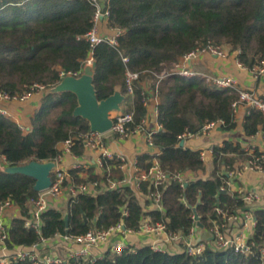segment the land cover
<instances>
[{
  "label": "trees",
  "instance_id": "obj_1",
  "mask_svg": "<svg viewBox=\"0 0 264 264\" xmlns=\"http://www.w3.org/2000/svg\"><path fill=\"white\" fill-rule=\"evenodd\" d=\"M103 5L110 11L109 26L122 33L117 45L103 41L91 48L83 37L94 26L96 7L91 0H0V92L22 96L36 83L50 89L61 80L62 71L81 75L86 60L92 56L97 64L94 84L100 100L113 94L117 87L126 92L127 69L139 72L132 98L134 129L148 113L144 105L146 89L141 82L150 81L149 89L155 90V73L170 68L194 49L209 43L227 45L231 52L238 51L237 59L249 69L264 60V0H105ZM124 57L129 61L125 62ZM157 98V121L161 128L152 137L160 153L139 155L137 165L143 169H149L155 159L172 177L202 169L201 151L181 146L180 136L186 131L200 133L213 122L222 121L224 130L237 126L233 106L237 91L208 84L201 75L170 74L162 79ZM77 105L74 93L47 90L28 131L0 112V156H5L12 167L55 162L61 155L59 143L68 139L74 141L72 150L82 154L81 136L91 129L88 120L74 116ZM243 126L247 136L255 135L260 126L264 128L263 113L251 106ZM213 154L214 165L208 179L189 180L184 186L172 179L159 188L163 209L149 212L154 222H165L169 231L186 236L195 225V215L205 229H210L214 221L222 224L226 216L246 205L243 196L227 186L226 170L232 169L239 158L248 160L251 156L239 143L228 140L216 146ZM102 162L103 174L97 175L91 169V181L109 184L124 176L123 161L118 156L103 157ZM78 170L71 173L76 176ZM35 183L32 176L0 170V202L11 198L23 214L11 223L9 247L33 245L41 237L50 238L58 233L107 229L121 220L127 229L138 230L148 214L145 208L149 200L143 203L129 185L104 188L95 195L70 197L64 210L49 207L38 233L25 226L24 218L26 202L39 194ZM140 187L145 194L156 189L149 181L142 182ZM254 215L256 224L251 239L255 246L248 255L215 248L208 240L200 255L155 251L143 245L128 248L122 254L109 251L93 264H263L258 250L264 246V208L254 209ZM80 263L73 259L62 264ZM9 264L32 262L20 260Z\"/></svg>",
  "mask_w": 264,
  "mask_h": 264
},
{
  "label": "built area",
  "instance_id": "obj_2",
  "mask_svg": "<svg viewBox=\"0 0 264 264\" xmlns=\"http://www.w3.org/2000/svg\"><path fill=\"white\" fill-rule=\"evenodd\" d=\"M91 1L96 7V12L94 15V26L91 28V30L84 34L83 37L89 41L91 48H94L95 45L103 41H108L111 44L117 45L118 36L122 33V30L117 29V34L115 36L107 37L102 35L99 32L98 25L103 19L108 20L110 11L108 9H104V5L101 0ZM207 53L221 57L227 56V52L224 50L223 46L214 45L212 43H209L204 47H198L194 49L190 53L186 54L182 58V60L180 59L178 62L172 63L170 68L164 67L160 72L155 73L158 78L156 89L150 90L145 88L146 90L144 105L148 108L153 97L158 100L157 92L162 79L168 77L172 73H177L185 77L201 75L205 82L208 84H214L220 88L235 89L238 93V99L233 103L235 112L241 104H248L259 109L264 115V98L257 96L255 93L249 90L239 89L237 86V81L233 77L203 74L192 70L191 68H188V61L198 57L201 54ZM124 61L128 62L129 59L127 57H124ZM92 62L93 57L90 56L86 60V64H92ZM253 71H255L256 74H262L264 76V60L255 65L253 67ZM65 75L80 76V74L77 72L62 71L61 77ZM139 78V72L131 69L126 70V92L124 93L126 99L122 104V110L115 112V114L113 115L114 123L110 132L116 134L118 138L124 139L133 132L145 130L147 131L149 145L154 146L152 135L161 128V125L159 123L156 128H149V116L146 115L142 119L139 126L134 129L131 128V124L135 119L132 98L134 96L135 85L137 81H139ZM48 89L49 86L43 83H36L32 86L30 91L26 92L22 96H11L10 94H7L5 92H0V112L3 115L9 117L8 110L5 107H2L4 103L11 101H25L32 98L35 94H44ZM146 93H149L148 97H146ZM156 114L158 115L157 107ZM217 123L222 124V121L207 124L200 133L207 135ZM21 128L24 131H28L30 129L25 126H21ZM197 134L186 131L180 136V139L181 141H185L187 138ZM81 137L83 139L84 148L97 150L100 152V156L97 161V164L100 168H103V157L112 158L114 156V154L111 153L107 147L104 134L91 131L90 133L83 134ZM64 144L65 151L70 152L72 150V146L74 145V141L72 139H68L64 141ZM247 151L251 154V158L247 160L244 166H242V169H258L264 173V165L262 164V162H264V152H256L254 148H248ZM205 156L206 152L201 151V157L203 161L205 159ZM118 157L123 161V168L126 163V157L122 155ZM8 167L10 166L6 160V157L0 156V170H6V168ZM76 167H81V165H77ZM53 173L54 175L52 177L51 186L43 191H39L38 196L30 198L26 202L27 215L24 216L25 226L34 229L38 233L41 232V228L43 225V214L51 206L50 198L56 199L63 194L66 174L62 170H53ZM227 173L229 179L233 180L237 175L241 174V170L236 168L228 170ZM172 179L179 181L182 186H184L188 181V179H186L185 177V172L172 177L160 168L158 161H155L149 169L138 170L135 182L138 187H140L141 183L145 181H149L154 185L156 189L150 194H147V199L150 200L152 205H154L157 209L162 210V195L159 188L161 186H166L167 184H169ZM130 183V178L123 176L122 178L112 180L109 184H107L106 188L118 189L126 185L130 186ZM99 185L100 184L97 181L83 182L79 185H73L69 187V191L71 193L70 197H76L79 194L84 193L95 195L98 193L97 190L99 189ZM254 199H258L257 194L251 193L247 196H244L245 204L246 202L253 201ZM15 207L19 206L11 198H7L0 202V264H9L20 260H29L30 262H32V264H62L69 263L73 259L81 262L80 264H93L97 259L104 257L94 254L93 250L98 245L111 241V239H113V237L116 235H122V238L110 242V251L114 254H122L124 250L130 248L124 238L127 236V234L136 231L150 233L155 238H157L156 241L152 242L149 245L155 251L169 252L160 244L161 240H159V238L162 235H164L167 240L183 244L181 252L178 253L185 252L189 255H200L205 251L207 246V241H197L194 237L195 230L200 227L198 226V222H200L199 217L195 215V225L191 232L186 236H184L181 232L169 231L165 222L147 221L145 220V218H143L138 230L127 229L124 225V222L121 220L117 224L112 225L107 229H89L82 234L58 233L50 238L41 237L40 240L33 245H18L15 247H9L7 244V240L10 237L9 230L13 220H10L8 222L7 218L9 211L14 209ZM217 210L220 213L222 212V210L219 208ZM213 223L215 225L210 228V233L213 237L212 245L215 248L225 250L233 249L235 252L245 255L251 254L253 252L255 242L251 239L252 237L247 236V230H249L250 228H255L256 224V218L254 215V210L252 208H249L247 205H245L244 207H239L233 214L225 217L224 223L219 224L216 221H214ZM236 229L240 230L235 232ZM54 237H60V240H62V242L71 245V248L69 249V256L67 258L64 259L57 255L47 254L41 250V245L43 243H47ZM258 251L264 264V246H261Z\"/></svg>",
  "mask_w": 264,
  "mask_h": 264
},
{
  "label": "crops",
  "instance_id": "obj_3",
  "mask_svg": "<svg viewBox=\"0 0 264 264\" xmlns=\"http://www.w3.org/2000/svg\"><path fill=\"white\" fill-rule=\"evenodd\" d=\"M101 1L102 3H105V0ZM98 27L99 32L104 36L111 37L117 34V29L110 27L108 20L106 19H103ZM236 52L237 51L231 52L229 49L226 57L208 53L201 54L188 61L187 66L188 68L203 74L231 76L237 81L239 89L249 90L257 96L264 98V76L262 74H256L253 69L245 67L237 59L236 55L238 53ZM141 84L144 88L149 89L150 81H144L141 82ZM42 97L43 94H35L32 98L25 101L6 102L2 107H5L8 110L11 119L21 126L30 128L31 118L39 108ZM157 103L158 100L153 97L148 106L147 115L149 116V128H156L158 126L156 114ZM250 107L251 105L241 104L237 109L235 112L237 122L236 128L232 130H224L222 124L217 123L207 135L199 133L185 140V147L206 152L204 168L185 172V177L188 181L200 178L208 179L210 177L214 165L213 148L216 146H222L226 140L239 143L248 156H251L247 151L248 148H254L256 152H264V128L262 126L259 127V131L255 135L247 136L245 134L243 123ZM105 142L111 153L116 156L122 155L126 157L125 166L122 168L123 174L130 178V187L137 193L141 201L143 203L146 202L147 194L143 193L140 189L141 187H138L135 182L138 170L143 169L137 165V158L139 155L145 153L157 155L160 153L159 148L155 145H149L147 131L145 130L133 132L124 139H120L113 132H110L105 134ZM58 147L61 150V155L57 161L54 162L53 170L64 171L66 179L63 194L56 199L50 198V207L64 210L71 196L69 187L79 185L83 182H91L90 170L93 169V173L101 175L103 174V168H100L97 164L100 156V152L97 150L84 148L82 154H76L73 150L70 152L65 151L64 142L59 143ZM155 161L157 160L155 159L154 162ZM246 162L247 160L240 158L235 162L232 169H240L241 174L237 175L233 180L229 179L227 186L232 192L240 194L243 198L251 193L257 194L258 199L246 202V205L253 210L256 208H264V173L258 169H242V166H244ZM77 165H81V167H76ZM75 169H79L76 176L71 173V170ZM226 172H228V170H226ZM106 186V183L101 182L97 192L103 190ZM148 202L149 203L145 208V211L148 214L145 215L144 218L147 221H153V217L149 212L156 210L157 208L152 205L150 200ZM17 217H22V212L19 207H15L9 211L7 218L8 222ZM238 230L240 229H236L235 232ZM254 231L255 228L247 230V236L252 237ZM122 237V235H116L111 241H115ZM194 237L197 241H212L213 239L210 229H205L204 227H198L194 232ZM60 239V237H54L47 243H43V246L41 245V250L47 254L57 255L64 259L67 258L69 256L71 245L62 242ZM124 239L127 241V244L131 249L143 245H150L157 240L152 234L143 231L129 233ZM159 240H161V246L167 249L170 253L181 252L183 248L182 243L167 240L164 235H162ZM111 241L98 245L93 250L94 254L97 256H105L110 251Z\"/></svg>",
  "mask_w": 264,
  "mask_h": 264
},
{
  "label": "water",
  "instance_id": "obj_4",
  "mask_svg": "<svg viewBox=\"0 0 264 264\" xmlns=\"http://www.w3.org/2000/svg\"><path fill=\"white\" fill-rule=\"evenodd\" d=\"M238 53V51L236 52ZM96 62L86 64L80 76L65 75L53 87L48 89L52 93L72 92L77 96L78 105L74 110V116L83 117L88 120L92 132L108 133L113 127L112 114L122 110L126 96L121 87H117L113 94L105 99H99L94 84V73ZM185 141H181L180 145L184 146ZM54 162H33L25 166H10L6 168L7 172L23 173L36 179L34 189L43 191L52 184ZM65 221L68 225L69 215H65ZM86 223L88 222L85 219ZM198 226L203 225L198 222Z\"/></svg>",
  "mask_w": 264,
  "mask_h": 264
},
{
  "label": "rangeland",
  "instance_id": "obj_5",
  "mask_svg": "<svg viewBox=\"0 0 264 264\" xmlns=\"http://www.w3.org/2000/svg\"><path fill=\"white\" fill-rule=\"evenodd\" d=\"M222 46H223L224 50L227 51V52H228V50L230 49V47L227 46V45H222ZM114 114H115V113H113L112 116H113ZM108 133H110V132H108ZM106 134H107V133H106ZM104 135H105V134H104Z\"/></svg>",
  "mask_w": 264,
  "mask_h": 264
}]
</instances>
